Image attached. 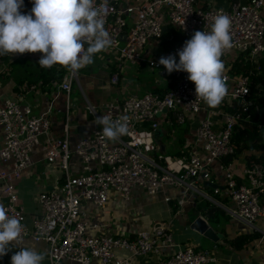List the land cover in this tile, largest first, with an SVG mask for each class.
I'll use <instances>...</instances> for the list:
<instances>
[{"label":"built area","instance_id":"obj_1","mask_svg":"<svg viewBox=\"0 0 264 264\" xmlns=\"http://www.w3.org/2000/svg\"><path fill=\"white\" fill-rule=\"evenodd\" d=\"M94 7L106 11L105 29L113 40L108 50H116L124 60L140 63L157 70L169 86L162 91L149 90L143 94H129L122 99H113L101 104L100 110L87 104L92 115L89 133L73 144L68 135L69 117L63 125V134L51 132L49 107L34 113L28 104L14 98H6L0 104V205L9 217H16L25 225L20 242L30 236L34 241L48 244V264L64 260L80 264H140L139 255L154 257L141 264H211L217 260L214 247L197 248L187 245L173 250L172 233L168 226L140 230L133 235L110 233L89 234L97 228L85 217L83 203L92 202L104 208L111 190L127 200L132 188L138 187L147 194H156L165 188H182L183 193L203 186L212 180L216 165L223 177L221 186L212 187L214 193L225 197L230 205H221L227 214L252 230H260L255 222L264 217V161H254L234 170L224 158L236 154L234 133L241 124H264L256 120L262 112L264 101L260 98L262 81L254 82L263 70L264 59V0L234 1L228 8L197 5L195 0H144L132 3L127 0H95ZM32 8L31 0H24L25 14ZM226 14L231 20L232 51L240 54L241 71L231 73L229 64L223 72L227 94L216 108L208 107L196 98L195 84L188 73L174 71L168 74L159 63L161 57L175 55L196 31H210L217 14ZM166 25L180 30L182 39L170 50L159 56L146 58L143 50L152 38L162 35ZM172 37V35H170ZM88 45H85V49ZM41 54V53H38ZM42 55V54H41ZM249 62V67L245 62ZM59 68L62 66L57 64ZM78 74L72 76L65 68L59 87L68 93ZM118 71L110 76L117 83ZM258 88L253 95L251 85ZM128 116L127 134L111 141L103 136V126L98 117L115 121ZM163 120L168 126L187 120H196L192 138H185L186 153L177 155L161 151L156 141V131ZM43 137V138H42ZM42 146L45 159L57 163L60 171L52 189L42 190L37 195L39 211L34 215L32 227L25 223L24 211L19 203L16 181L24 170L34 163L32 152ZM78 159V171L70 165V159ZM166 196L165 200H170ZM179 203L183 198H179ZM126 251L129 256H119Z\"/></svg>","mask_w":264,"mask_h":264},{"label":"crops","instance_id":"obj_2","mask_svg":"<svg viewBox=\"0 0 264 264\" xmlns=\"http://www.w3.org/2000/svg\"><path fill=\"white\" fill-rule=\"evenodd\" d=\"M127 1L140 3L144 0ZM234 1L244 3L248 0H195L197 5L203 7L212 5L223 8H228ZM262 14L264 15V9ZM171 30H175L182 39L183 36L179 29L166 25L162 35L158 38H152L146 45L143 56L153 58L159 56L165 50H170L175 44L170 43L174 38L170 33ZM237 53L234 50L224 56L222 59L224 64L240 68L241 56ZM40 57L41 54L38 53L17 54L15 56L11 54L0 55V104L6 98H14L22 104H28L32 112L36 114L46 111L49 107L51 109L50 129L52 134L57 136L63 134V125L68 116V135L71 144L91 130L93 125L92 115L86 108L87 104H92L100 110L101 104L105 101L122 99L129 94H139L149 90L162 91L169 86L157 70L148 66L145 60L137 64L141 67L145 63L149 67V77L141 78L136 73H131V65L125 63L126 60L116 50H107L96 54L94 63L78 72L77 84L79 87L76 86L74 80L67 95L59 87V82L63 76L61 79L45 80V76L41 75L40 69L42 67L38 63ZM54 66L59 70L57 65ZM63 70L65 73V67H63ZM114 71H118L117 83L110 81V76ZM126 76L132 78V82L128 86L125 84ZM113 85L115 86L113 87ZM110 92L113 95H110ZM185 122L189 125L188 133H184L183 130L179 131L180 127L178 128L177 125L171 128L163 120H160L155 139L162 152L173 154L172 152L184 149V144L180 147L178 136L192 138L191 134L197 121L187 120ZM1 141L2 130L0 128V145ZM242 151L238 150L229 162L230 166L236 171H240L241 167L248 164L246 160L250 153H244V158H240L239 153ZM259 153L260 151L257 150L254 152V154ZM32 158L33 165L24 170L16 181L19 203L24 211L25 223L30 228L32 227L34 215L39 211L36 200L38 193L44 189H52L61 171L58 169L57 163L46 161L41 145L34 148ZM70 165L75 172L78 171V159L75 156L71 157ZM212 180L216 184L223 180L221 171L216 165L213 166ZM219 185L221 186V184ZM166 196H170V200L166 201ZM179 198L185 200L180 204ZM205 202L211 207L214 206L222 211L223 215L230 217L220 205H230V202L222 195L214 193L212 187L204 184L186 193H183L182 188L167 187L163 191L152 195L147 194L138 187H134L130 198L127 200L120 198L116 192L111 190L104 208H99L92 202L83 203V208L86 212V219L91 224H98L97 228L87 230L89 234L133 235L140 230L168 226L172 233L173 246L171 248L173 250L181 249L187 245L200 248L214 247L217 260L211 264H264V237L260 230H252L245 223L232 217L230 219L221 217L215 225H212L218 234V240L211 241L190 228L191 222L197 215H201L207 222H210L200 209L205 205ZM255 225L259 229H264V217L258 218ZM239 235H249L252 236V239L243 248L235 249L228 240ZM201 244L210 245L201 247ZM24 247L45 253L42 264H48V244L44 241H34L30 236L16 244L8 255L0 258V264H11L13 252ZM117 254L124 257L129 256L126 251H118ZM152 257L154 255L151 253L139 255L135 257V262L141 264ZM59 264L80 263L64 260ZM91 264H96V260L93 259Z\"/></svg>","mask_w":264,"mask_h":264},{"label":"clouds","instance_id":"obj_3","mask_svg":"<svg viewBox=\"0 0 264 264\" xmlns=\"http://www.w3.org/2000/svg\"><path fill=\"white\" fill-rule=\"evenodd\" d=\"M32 8L25 14L24 0H0V55L41 53L40 67H65L75 76L79 70L94 63L96 54L113 44L105 29L106 11L94 7L95 0H31ZM217 14L210 31H196L175 55L161 57L159 63L168 74L187 72L195 84L196 98L216 108L227 94L223 79L225 64L221 57L234 47L231 20ZM85 45H88L85 49ZM128 116L113 121L98 117L103 136L111 141L128 133ZM25 225L9 217L0 205V258L8 255L20 242ZM45 253L24 247L11 255V264H42Z\"/></svg>","mask_w":264,"mask_h":264},{"label":"trees","instance_id":"obj_4","mask_svg":"<svg viewBox=\"0 0 264 264\" xmlns=\"http://www.w3.org/2000/svg\"><path fill=\"white\" fill-rule=\"evenodd\" d=\"M170 33L174 37L172 42H170V43L172 44V43L179 42V40L181 39V36L177 35V32L175 30H171ZM241 62H243L242 59L240 60V63ZM245 64L247 65V68H248L249 62L246 61ZM235 66H236V64H235ZM261 66H262L263 70L261 71V74L259 76L254 77V82L257 83L258 81H262L263 86L260 87L262 95L260 98L264 101V59H262V61H261ZM238 68H234L233 66H231L229 71L232 74L237 72V71H241V68H239V69ZM40 71H41V75L45 76V80L61 79V77L64 74L63 67L59 68V70H57V68L55 66H53L50 69L41 68ZM251 89H252L253 95H256L258 92L257 86L252 84ZM255 119L262 121V123L264 124V103L262 105L261 114H259L257 117H255ZM245 123L246 122H244V124H241L240 126H238L239 128H237L235 130V133H234L233 138L236 142L237 150H242V148H251L253 150L260 151L259 154H250L249 156H247L246 163H248V164H250L254 161H256V162L257 161H264V125L261 128H259L255 124L253 125V124H245ZM179 127H180L179 131L183 130L184 133L185 132L188 133L189 125L187 123L183 124L181 126H178V128ZM178 138H180L179 143H180V147H181L185 142V138L183 136H178ZM187 149L188 148L184 147V149H180L179 151L177 150L175 152H172L173 153L172 155H177L181 152L186 153ZM232 159H233V156L226 157V158H224V162L229 163ZM204 204L205 205L202 206L200 209L202 210L203 214H205L208 217L209 221H218L219 218L223 217L222 211H220L219 209H217L214 206L211 207L210 205H208L207 202H205ZM251 239H252V236L239 235V236H236L232 239H229L228 241L230 242L231 246L234 247L235 249H241Z\"/></svg>","mask_w":264,"mask_h":264},{"label":"rangeland","instance_id":"obj_5","mask_svg":"<svg viewBox=\"0 0 264 264\" xmlns=\"http://www.w3.org/2000/svg\"><path fill=\"white\" fill-rule=\"evenodd\" d=\"M125 63H128V64H130L131 66V73H136L137 75H139L141 78L142 77H146V78H148L149 77V71H150V69H149V67H147V65L144 63L141 67L137 64V63H131L129 60H126L125 61ZM79 72H80V70H79ZM132 82V78H131V76H126V86H128V85H130V83ZM75 83H76V86H78V84H77V81L75 80ZM115 85H113V87H114ZM79 87V86H78ZM77 88V87H76ZM144 93V92H143ZM143 93H139V95H141V94H143ZM110 95H113V94H111V92H110ZM183 124H186V122H183V123H180L179 125H177V127L178 126H181V125H183ZM173 126H175V125H170V127L172 128ZM177 129V128H176ZM243 150V151H242ZM242 150H240V151H242L241 153H239V156H240V158H244V153H250V154H254V152L256 151V150H253V149H251V148H242ZM222 218H224V219H230V217L228 218L227 216H225V215H223L222 214ZM210 223H211V225H215L216 224V221H210ZM208 245H210V244H208ZM208 245H206V244H201V247H205V246H208ZM197 248H200V247H198V246H196ZM209 248V247H208ZM204 249V248H203Z\"/></svg>","mask_w":264,"mask_h":264},{"label":"water","instance_id":"obj_6","mask_svg":"<svg viewBox=\"0 0 264 264\" xmlns=\"http://www.w3.org/2000/svg\"><path fill=\"white\" fill-rule=\"evenodd\" d=\"M205 186L215 187L218 186L216 183H212L208 180L204 181ZM191 229L197 231L203 236L207 237L211 241L218 240V234L215 232L210 222H207L201 215H197L191 222Z\"/></svg>","mask_w":264,"mask_h":264}]
</instances>
